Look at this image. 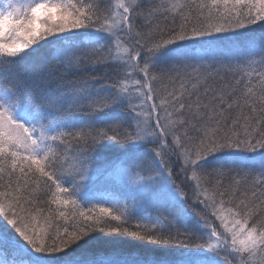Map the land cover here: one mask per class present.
I'll return each instance as SVG.
<instances>
[{
  "label": "snow or ice",
  "instance_id": "6c2138e0",
  "mask_svg": "<svg viewBox=\"0 0 264 264\" xmlns=\"http://www.w3.org/2000/svg\"><path fill=\"white\" fill-rule=\"evenodd\" d=\"M254 27L259 40L237 47ZM42 50L53 68L114 79L71 83L70 102L0 82V217L19 237L0 231V249L20 264H146L87 255L139 241L181 253L162 264H264V0H0V69ZM76 112L87 119H66ZM101 152L145 201L82 198Z\"/></svg>",
  "mask_w": 264,
  "mask_h": 264
},
{
  "label": "trees",
  "instance_id": "16d2710c",
  "mask_svg": "<svg viewBox=\"0 0 264 264\" xmlns=\"http://www.w3.org/2000/svg\"><path fill=\"white\" fill-rule=\"evenodd\" d=\"M111 2L114 3L115 0H111ZM260 36L261 29L254 27L251 32L244 33L243 37H241L239 43L236 46L243 47L249 42V38L259 40ZM221 47H223V45H221ZM55 64L56 61L52 59V53L48 50H42L40 57L30 59L26 62H21L18 67L12 69L11 73L0 69V82H3L4 80L10 81V83L23 82L29 88L34 85H38L45 92H55L56 89L62 88L63 93L70 102L72 99V88L69 87V85L71 83L88 80L94 89H100L101 87H109L111 85V81L114 79V77L111 75V70L106 69L103 66H97L95 70L89 71H65L62 68H53ZM64 107H68V102L64 103ZM66 119L68 121L73 119L85 121L87 117L83 112H76L74 116H68ZM45 123H47V121H45ZM114 156L115 153L113 152L98 153L95 156L94 161L89 165V171L86 173L87 179L83 181V186L81 189V195L85 201L91 200L93 203H95L97 200H99L107 204L112 200L119 199L120 194V202H125L124 193L121 191L123 189H121L119 183L117 182L116 176L127 173L124 172L121 167L109 168L107 165V161L113 159ZM174 159L175 157H173V160ZM256 170L259 171L258 163ZM178 172L179 165H174L173 179L177 185H180L181 188L188 193V202L185 207L190 213L194 214L195 212H200L203 206L196 204L195 208L192 207L193 199L191 188L182 183L183 175L178 174ZM149 174L155 175V173H143L145 176ZM144 199L146 200L147 198L144 197ZM228 206L229 205H225V207ZM155 209L156 208L149 205L145 206V212L156 215L158 213L153 211ZM209 220H212L210 219V216ZM134 222V220L130 221L129 226H132ZM5 224L6 221H3L2 217H0V231H3L9 239L15 238L16 240H19L18 234H15L14 230L11 229V226H7L5 228ZM199 235L200 234L197 233L194 236V240H197ZM122 239L125 241L130 240V238ZM197 242L199 241L197 240ZM20 244L22 245L23 242L20 241ZM179 253L180 252H170L160 246L145 245L144 242L134 241L122 243L116 248H112L110 246H98L90 250L87 255H95L101 260L117 258L125 260L124 258H129V262L135 261V258L132 257L139 256L141 257L139 261H145L146 264H156V262H160V264H162V262L167 259L179 257ZM101 256H104V258ZM0 259L8 260L10 262L16 261L17 264H19L21 261H26L27 258L19 255L14 248L4 245L3 248L0 249Z\"/></svg>",
  "mask_w": 264,
  "mask_h": 264
},
{
  "label": "rangeland",
  "instance_id": "374dc122",
  "mask_svg": "<svg viewBox=\"0 0 264 264\" xmlns=\"http://www.w3.org/2000/svg\"><path fill=\"white\" fill-rule=\"evenodd\" d=\"M115 3V2H114ZM116 179H117V182L119 183V185H120V187H121V189H123V190H121L123 193H124V200H125V197H127V200L129 201V202H131V199H132V197L133 196H135L136 197V199H137V201H140V200H142V201H145V199H144V197L146 198V196L144 195V193H142V192H138L137 191V189H136V186L133 184V181L135 180V177H132V176H130L129 174H123V175H117L116 176ZM90 197V196H89ZM121 198V195L119 194V199ZM147 204H145V206H146ZM162 211H163V209H161ZM153 211H156L157 212V209H155V210H153ZM147 213H149V212H145V214H147ZM158 213V212H157ZM152 215H155V214H152ZM209 216H210V219H212L211 220V222H213V224L215 225V226H217V228H218V230L219 231H223V228L220 226V222L219 221H217L216 219H215V217H212L210 214H208ZM214 222H216V223H214ZM180 254L181 253H179V256H180ZM101 257H103L104 258V256H101ZM106 257V256H105ZM132 258H135V261H137V260H140V258L141 257H139V256H134V257H132ZM125 260H129V258L128 259H126V258H124ZM160 260V259H159ZM20 264V263H19Z\"/></svg>",
  "mask_w": 264,
  "mask_h": 264
}]
</instances>
